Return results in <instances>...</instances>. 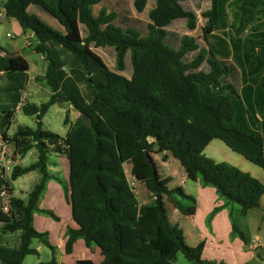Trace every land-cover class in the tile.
Here are the masks:
<instances>
[{
	"label": "trees",
	"instance_id": "obj_1",
	"mask_svg": "<svg viewBox=\"0 0 264 264\" xmlns=\"http://www.w3.org/2000/svg\"><path fill=\"white\" fill-rule=\"evenodd\" d=\"M131 5L122 0L116 6L109 0L3 4L6 18L16 20L25 35L34 33L31 50L44 57L42 80L52 94L45 103L23 104L36 127L20 126L10 135L30 66L23 56H0V96L13 104H0V152L2 144L12 146L14 161L38 152L33 164L15 165L9 181L0 174V188L11 195L10 212L0 211V234L21 232L18 248L0 245V264L39 256L33 240L55 255L49 235L33 224L35 213L60 220L39 208L50 180L63 187L77 224L66 231V254L83 239L100 249V264H176L179 253L188 264H226L204 260V243L187 245L182 228L170 221L165 200L189 215L182 200H196L182 187L169 188L172 178L160 175L154 154L170 152L188 180L215 189L222 207L236 204L246 215L260 206L263 182L204 151L220 140L264 169V0H131ZM199 24L203 42L190 34ZM62 103L79 113L64 137L43 122L49 109ZM53 154L68 159V183L50 173ZM127 163L151 203L138 200ZM34 171L41 180L27 201L14 197L10 181ZM232 229L246 241L235 222ZM38 264L59 262L54 256Z\"/></svg>",
	"mask_w": 264,
	"mask_h": 264
},
{
	"label": "rangeland",
	"instance_id": "obj_2",
	"mask_svg": "<svg viewBox=\"0 0 264 264\" xmlns=\"http://www.w3.org/2000/svg\"><path fill=\"white\" fill-rule=\"evenodd\" d=\"M0 1L6 2L7 0ZM109 1L114 6H116L121 0ZM122 1H124L126 4L128 3V6L131 8V0ZM98 11L99 10L95 8V12L98 13ZM13 31L14 29L12 25L9 24V21H4L2 23L0 26V38L2 46L8 48V46L13 44L17 45L15 44L14 40L11 39V36L15 34ZM190 34L197 38L200 42L204 41V34L201 24H199L195 32ZM23 53L32 64L30 78H37L39 75H42L44 73L46 62L40 60V56L33 51L26 50L23 51ZM105 60L109 65H111L112 68L114 67V65H112V63L109 62L107 58H105ZM2 83L3 79L0 77V85ZM49 90L50 88L46 84L31 80L30 85L26 90L27 102L38 105L47 102L50 98V94L47 92ZM24 103L26 102L24 101ZM62 104H55L57 106L53 105L54 107L52 106L49 109L48 113L43 119V122L46 130L60 136H65V127L67 125L64 123V120L66 116H68V120L71 119L72 122H75L76 111L72 110L71 113H67V104L61 106ZM20 126L35 128L36 120L32 116H26L22 110H19L16 112L15 118L11 123L9 134L12 135ZM11 149L12 151H10V155H12L13 158L14 156L12 146ZM204 154L210 158H213L217 162H225L234 165L240 168L242 171L248 172L253 177L264 183V169L255 166L239 154L233 152L220 140H213L205 149ZM156 155L158 154H154V156ZM37 159V150H32L28 153L24 160H20L16 165L25 167L36 162ZM14 166L12 165V168ZM131 168V163H127L125 165L128 179L134 188L138 200L142 204L151 203V195L147 191L144 184L138 182L136 178L131 176ZM158 171L163 178L175 177V179L169 184V188H175L179 184L180 174L175 168L174 164L164 165L159 162ZM10 173L11 171L7 173V179L9 180ZM40 180L41 175L37 171L18 178L12 182L14 195L27 201V196L29 194L28 192H30ZM186 187L190 192L196 194V198L200 200L198 205H195V203L190 201L184 204L187 208L192 210L190 217L183 215L180 218L177 217L173 204L168 200L165 203L171 222H173V224L179 223V226L184 230L185 242L187 245L195 247L199 243L203 242V259L215 263L223 262L226 264H264V195L260 200V206L258 208L252 209L246 215H243L240 212V207L236 204L222 207L223 204H220L224 202V199L217 193V200H215V202L207 200L204 197L202 190L206 189L207 187H209V189H214L212 186H203L202 183L198 185L197 183L194 184L192 181H187ZM195 207L197 209V213H195ZM216 208H219V210H216ZM234 222L246 236V241H243L238 234L233 232L232 224ZM256 235H258L260 239L257 240ZM253 240L257 241L260 246H258V249L256 250L251 248V243ZM38 245L42 247L40 262H48L55 256L45 244L39 240H34V246L36 247ZM56 257L58 259L65 258L66 260H70V258L64 254L60 255L59 253H56ZM30 259L36 260L34 256H30ZM26 264L28 263L26 262ZM176 264H188V261L181 253H179L177 255Z\"/></svg>",
	"mask_w": 264,
	"mask_h": 264
},
{
	"label": "crops",
	"instance_id": "obj_3",
	"mask_svg": "<svg viewBox=\"0 0 264 264\" xmlns=\"http://www.w3.org/2000/svg\"><path fill=\"white\" fill-rule=\"evenodd\" d=\"M1 3L2 4H0V9H3V4L5 2L1 1ZM4 21H9V24L12 25V27L14 29L13 32L15 34L13 36H11V39H13L15 44H17V45L13 44L11 46H8V48H6L5 46H2V44H1L2 42H1V38H0V56H6L7 54L20 55V56H23L29 62V66H30L29 71L27 72L28 83L26 84L25 88L21 92H19L20 98H19V100H18L19 102L17 103V106H16V112H17V111L21 110L22 105L25 104L24 101L27 102L26 90H27V87H29L31 80H33V81L35 80L37 82H41L43 84H46V82L43 81L42 78L45 75L47 64H45L44 73L42 75H39L37 78H34V77L30 78V71L32 68V64L28 60V58L25 56V54L23 53V51H26V50L32 51L31 48H29V47L27 48L23 43L26 35L23 33L22 28L20 27V25L18 24V22L16 20L8 19L5 16L3 18H0V26L2 25V23ZM18 46H19V48H18ZM38 55L40 56V60L45 61L44 57L41 54H38ZM2 76H3V74H0V77H2ZM41 88H43V87H41ZM47 92H49V94L51 96V94H52L51 90H49ZM0 104H1L2 108H8V107L13 106L12 102H9L7 100V98L4 97V95L0 96ZM65 104H67V106H68L67 113H71L72 110H75L68 103H64L61 106H64ZM54 106H57V105H54ZM78 117H79V113L76 111L75 119L77 120ZM68 122L69 123L66 124L67 126L65 127V135L68 133L71 124L74 123L71 121V119H69ZM62 137H64V136H62ZM6 149L8 151H12L11 146L7 145V144H5V150ZM33 150H35V149H33ZM164 156L167 157L166 160L163 159ZM51 157H52V159H51ZM24 158H17L14 165L19 163L20 160H24ZM154 160L157 163V166H158L159 162H161L164 165H167V164H174L175 165V168L179 171V174H180V182L176 187H178V186L182 187L184 189V191L186 192V194L191 195L195 198V200H196L195 205L196 204L198 205L200 200H198V198H196V194H193L192 192H190L186 187V182L190 181V180H188L187 172L182 167L181 163L178 160H176L175 158H173L171 156L170 152H165L163 155L158 154V155L154 156ZM48 169H49L50 173L60 176L67 183L69 182V161L65 156H60V155H55V154L51 155L49 158ZM5 177H6V180L9 181V179H7V177H8L7 174ZM171 178H172V180L175 179V177H171ZM12 182L13 181H10L11 187H12ZM193 183L194 184L197 183L198 185L200 184L199 181L193 182ZM12 189H13V187H12ZM30 192H28V193H30ZM202 192L204 194V197L207 200H210L211 202H215V200H217V194H216L215 189H212V188L209 189V187H207L206 189H203ZM12 195L14 197H16L14 195V192L12 193ZM27 199H28V196H27ZM22 200L26 201L24 199H22ZM166 201L167 200H165V202ZM182 202H183V204H185L186 202H189V201L188 200H182ZM222 204H223V202L220 205H222ZM39 208L41 210H50V211L54 212V214H56L60 219L59 221H56V220H54L51 217H48L46 215H43L40 213H35L34 214V221H33L34 228L37 231L47 233L49 235V240H50L51 244L56 248L55 256H56V253H59L60 255L64 254L65 256L70 258V260H66L65 258L64 259H58L56 257L59 264H62V263L76 264L77 261L83 260V259L91 260L95 264H100L102 262L103 256L101 254L100 249L94 245L91 247H87L83 239H78L74 244L73 252L71 254H66V252H65V245H66V240H67L66 231L68 228L77 229V224L74 222V220L72 218L71 206L66 199V195H65V192L63 190V187L58 182H56L55 180H50L48 182L46 192L44 193V195L40 199ZM194 209H195V213H197L196 207ZM175 214L179 218L182 215L190 217L189 214H183L182 212L178 211L176 208H175ZM169 217H170V215H169ZM176 224L179 225V223H176ZM20 236H21L20 231H16L14 233L0 234V245L5 246V247H10V248H18L20 245V241H21ZM256 239L257 240L260 239L258 235H256ZM251 244H252L251 248H253L254 250L258 249L259 244L257 243V241L253 240ZM31 246L34 249L38 250L39 256H34L36 258V260L30 259V256H27L25 258L23 264H26V262L28 264H38L41 261L42 247L40 245L35 247L34 246V240L32 241ZM31 256H33V255H31Z\"/></svg>",
	"mask_w": 264,
	"mask_h": 264
},
{
	"label": "built area",
	"instance_id": "obj_4",
	"mask_svg": "<svg viewBox=\"0 0 264 264\" xmlns=\"http://www.w3.org/2000/svg\"><path fill=\"white\" fill-rule=\"evenodd\" d=\"M6 16L5 9H0V18ZM35 35L34 33H30L26 35L24 38V45L26 47L31 48L34 45ZM3 74V72H0ZM14 159L12 155H10V151L7 149L5 150V144L1 145V152H0V171H1V178L6 179L5 176L9 171H12V165L14 166ZM11 195L8 193L6 187L0 188V211L2 213H9L11 209L10 199Z\"/></svg>",
	"mask_w": 264,
	"mask_h": 264
},
{
	"label": "water",
	"instance_id": "obj_5",
	"mask_svg": "<svg viewBox=\"0 0 264 264\" xmlns=\"http://www.w3.org/2000/svg\"><path fill=\"white\" fill-rule=\"evenodd\" d=\"M154 140L153 139H150V142H153ZM148 157V156H147Z\"/></svg>",
	"mask_w": 264,
	"mask_h": 264
}]
</instances>
